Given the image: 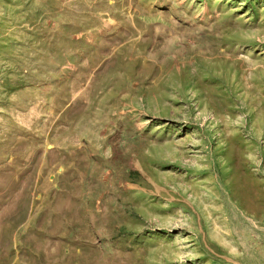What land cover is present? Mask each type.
I'll use <instances>...</instances> for the list:
<instances>
[{"label":"rangeland","instance_id":"374dc122","mask_svg":"<svg viewBox=\"0 0 264 264\" xmlns=\"http://www.w3.org/2000/svg\"><path fill=\"white\" fill-rule=\"evenodd\" d=\"M0 264H264V0H0Z\"/></svg>","mask_w":264,"mask_h":264}]
</instances>
